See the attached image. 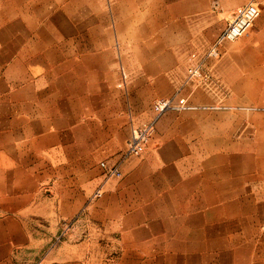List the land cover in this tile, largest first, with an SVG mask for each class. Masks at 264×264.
<instances>
[{
  "label": "crops",
  "instance_id": "0c3cea01",
  "mask_svg": "<svg viewBox=\"0 0 264 264\" xmlns=\"http://www.w3.org/2000/svg\"><path fill=\"white\" fill-rule=\"evenodd\" d=\"M23 1L0 0V264H264V240H245L225 207L231 197L264 194L247 177L263 184L264 158L222 151L201 159L189 127L165 126L163 117L146 152L103 182L99 160L123 152L119 109L102 82H88L86 49L71 58L68 42L46 39ZM256 1L259 15L240 37L255 43L245 52L264 60V0ZM85 206L110 240L82 235L42 249L29 231L33 214L52 226L56 214L72 218Z\"/></svg>",
  "mask_w": 264,
  "mask_h": 264
},
{
  "label": "rangeland",
  "instance_id": "374dc122",
  "mask_svg": "<svg viewBox=\"0 0 264 264\" xmlns=\"http://www.w3.org/2000/svg\"><path fill=\"white\" fill-rule=\"evenodd\" d=\"M246 1L26 0L22 4L33 11L38 28L50 32L46 39H59L56 44L68 42L71 58L86 49L88 82H102L104 98L114 100L118 116L123 119L118 123L126 133L122 152L133 124L131 119L135 120L133 125H138L152 117V101L176 90L188 64L205 56L235 8ZM258 6L261 9L259 3ZM247 36L222 41L217 46V56L206 58L213 82L219 86L206 93L201 89L192 92L191 84L184 85L178 99H185L187 106L167 109L158 117L146 150L157 122L164 117L165 126L189 127L187 135L197 144L201 159L222 151L225 158H264V60L245 52L255 44ZM199 102L211 108H188ZM146 150L122 160L119 179L126 162L141 157ZM250 175L248 188L263 189L264 178L261 185L255 183V175L252 179ZM203 199L206 203L205 198L200 202ZM225 207L230 210L231 221L243 226L241 236L245 234V240H264V194L256 198L231 197ZM33 216L37 221H31L34 228L31 226L29 231L35 240H42V249L53 241L78 240L82 235L87 240L111 239L110 233L101 229V219L90 216L86 206L72 218L57 219L56 214L54 225L49 227L46 214L40 211ZM198 219L203 222L204 214L199 213ZM232 236L237 240L238 228L232 230Z\"/></svg>",
  "mask_w": 264,
  "mask_h": 264
},
{
  "label": "built area",
  "instance_id": "2783aa9c",
  "mask_svg": "<svg viewBox=\"0 0 264 264\" xmlns=\"http://www.w3.org/2000/svg\"><path fill=\"white\" fill-rule=\"evenodd\" d=\"M259 12L260 9L256 0H248L235 8L232 17L226 22L216 42L206 51L205 56L198 61L188 64L185 69V76L176 90L169 96H159L152 101V117L141 124H132L130 126L129 133L124 140L125 149L122 152L120 160L112 162L103 159L99 161V166L102 168L104 174L103 182L121 176V161L124 158L129 155H140L146 150L154 132L155 122L165 110L170 108H184L187 106V104H184L185 99H178L184 85L191 84L192 92L196 89H201L206 93L216 90L219 85L213 82L212 69L205 63L206 58L208 56H217V46L222 41L235 40L243 35L251 27ZM100 193L101 187L97 188L94 194L99 195ZM33 264H41V262L37 261Z\"/></svg>",
  "mask_w": 264,
  "mask_h": 264
}]
</instances>
